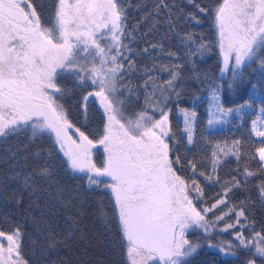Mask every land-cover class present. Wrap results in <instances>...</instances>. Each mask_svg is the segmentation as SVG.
I'll list each match as a JSON object with an SVG mask.
<instances>
[{
	"label": "snow or ice",
	"instance_id": "6c2138e0",
	"mask_svg": "<svg viewBox=\"0 0 264 264\" xmlns=\"http://www.w3.org/2000/svg\"><path fill=\"white\" fill-rule=\"evenodd\" d=\"M51 7L46 21L45 6L37 0H0V145L10 140L17 145L0 154V163L12 169L0 176V197L18 213L0 217V264H29L23 254L29 223L43 237L42 256L69 243L78 227L70 217L61 234L43 218L42 194L57 187L53 153L88 190L108 198L110 214L103 201L99 211L115 223L124 264H191L205 243L225 255L245 249L251 254L246 264H264V229L257 231L250 221L247 201L237 205L230 197L257 182L264 204V107L251 122L252 152L245 154L240 140L216 143L206 163L175 148L169 107L170 102L178 107L182 138L193 146L197 113L178 104L184 69L199 80L197 59L212 47L219 49L220 76L231 75L229 89L245 67L257 63L264 69V0H183L182 5L175 0H54ZM132 10L139 15L130 23ZM201 17L216 30L211 45L202 34L175 30L176 21L200 24ZM159 25L166 26L167 35L148 40ZM137 33L146 44L140 49L134 48ZM169 37L177 39L182 55L166 47ZM140 55L150 63L141 66ZM204 77L212 89L210 126L251 107L244 102L225 108L223 85ZM141 99L139 110L130 112ZM68 101L83 118L79 124L70 118ZM93 105L100 114L95 128L88 123ZM45 140L47 145L39 143ZM229 156L237 161L236 174L221 180L219 169ZM9 183L15 184L10 191ZM206 185L220 189L210 198ZM63 192L57 187L49 199L63 201ZM214 230L231 239L213 244Z\"/></svg>",
	"mask_w": 264,
	"mask_h": 264
},
{
	"label": "trees",
	"instance_id": "16d2710c",
	"mask_svg": "<svg viewBox=\"0 0 264 264\" xmlns=\"http://www.w3.org/2000/svg\"><path fill=\"white\" fill-rule=\"evenodd\" d=\"M151 3V0H146ZM208 3L209 0H204ZM215 3L216 0H211ZM37 3L45 6L44 18H51L52 4L54 0H37ZM135 3V0H133ZM177 5H182L183 0H175ZM139 15V12L132 10L130 15V23ZM175 19V17H173ZM143 28L144 26L141 25ZM147 31V29H144ZM175 30L177 32L193 31L198 36L203 35L204 41L210 45L216 39V30L210 19L201 17L200 24L187 25L182 20L176 21ZM134 48L140 49L146 46L145 40L139 39ZM167 35V28L164 25H159L157 30L149 33L148 40H158L161 36ZM166 47L181 54V47L178 45L175 37H169L165 42ZM141 66L150 61L145 60L144 56H137ZM161 60H167V57H161ZM197 68L201 73L200 79H194L189 72L188 67L184 69L183 80L179 82L178 90L182 91V97L178 104L179 107L187 108L189 111H196L197 120L195 124L193 146H188L186 140L182 138L181 122L178 119V107L175 103L170 102L169 107L172 108L170 120L172 128L176 133L175 148L181 156L188 158L195 157L198 160H204L210 156V150L216 143L221 145H231L233 141L240 140L241 148L245 154L252 152L253 146L250 140V120L261 104L264 103V69H261L257 63H252L250 66L243 69V77L236 82H233V88H228V83L231 82V75L226 74L220 76V58L218 47H212L210 54L203 60L197 59ZM207 74L208 80L221 83L223 87L220 89L221 103L225 108L239 107L240 104L248 102L251 107L244 108L239 115L232 113L226 117L225 122L220 127L215 129L207 128L208 112L211 101L212 89L208 81L205 80L204 74ZM167 74H161V78H166ZM135 83V81H134ZM255 85V87H253ZM175 97L173 98V101ZM72 101H68L70 118L74 123L79 124L82 117L79 116L77 109L71 107ZM143 105V99L139 103H134L129 106V111L133 109L139 110ZM100 120V114L96 112L95 105L89 110L88 123L91 128H95ZM21 144L23 141L20 142ZM42 145H47L48 141H40ZM13 141L0 145V154H3L4 149L12 147L16 148ZM36 146L33 145L32 148ZM29 149V151L32 150ZM246 158V156L244 157ZM50 163L56 169V186L63 188V201L49 199L55 197L57 187H53L51 193H43L40 201L44 207V219L52 222V227L56 228L61 234L66 230L65 222L68 218H74L78 222V227L74 229L69 243L62 245L58 251L51 253L48 256H42L39 244L43 242V237L35 230L34 226L29 223L26 226V233L23 246V254L29 260V264H124L123 252L120 245L119 233L113 221H106L99 211V203L103 201L105 212L110 214L111 208L106 196H102L99 192L88 190L85 181L77 178L76 174L66 171L61 157L53 153ZM254 166L255 162L250 161ZM237 161L235 157L229 156L224 164L219 169L221 180L227 179L236 174ZM12 169L9 163H0V176H5L11 173ZM256 183L251 182L246 188L235 190L234 194L230 193L231 200L237 205L247 201L249 207V219L254 221L257 231L264 229V204L260 202L256 190ZM15 184L9 183L8 190L14 188ZM79 189V191H77ZM220 189V185L213 187L212 185L205 186V193L210 198L215 196ZM71 198V203L67 201ZM47 204L45 205V201ZM211 199H209V203ZM17 216V210L14 204L7 203L0 197V217L2 216ZM34 215L37 218L41 217V210H37ZM211 216V214H209ZM247 234V230H246ZM212 243L219 244L221 241L231 239L228 233H219L218 230L213 231ZM36 240L37 245H33L32 241ZM234 255H222L213 248L207 247L206 244L200 248L198 253L191 258V264H246V260L250 258V253L242 248L233 249ZM259 264V262H258Z\"/></svg>",
	"mask_w": 264,
	"mask_h": 264
},
{
	"label": "rangeland",
	"instance_id": "374dc122",
	"mask_svg": "<svg viewBox=\"0 0 264 264\" xmlns=\"http://www.w3.org/2000/svg\"><path fill=\"white\" fill-rule=\"evenodd\" d=\"M226 75V74H225ZM261 107H264V103L263 104H261L259 107H257V109H256V111H255V113H254V116L252 117V119L250 120V127H251V122H252V120H254V119H256V117L257 116H261L262 114L260 113V108ZM178 119L180 120V124H181V133H182V130H183V117L179 114V112H178ZM208 119H209V116H208ZM222 119V121L223 122H225V120H226V117H222L221 118ZM223 122H221V123H214L213 125H209L208 124V121H207V128L208 129H215V128H217V127H220L221 125H222V123ZM255 138V137H254ZM200 235V233L199 232H197V233H195V234H193L192 236H191V238L192 239H197L198 238V236ZM206 244V243H205ZM215 244V243H214ZM207 245V244H206ZM213 249H215L216 251H218L219 253H221L220 251H219V248H213ZM222 255H225L224 253H221ZM228 255H232V254H228Z\"/></svg>",
	"mask_w": 264,
	"mask_h": 264
}]
</instances>
